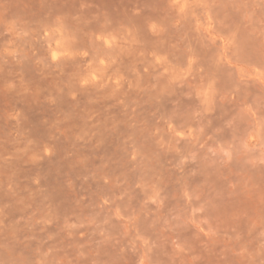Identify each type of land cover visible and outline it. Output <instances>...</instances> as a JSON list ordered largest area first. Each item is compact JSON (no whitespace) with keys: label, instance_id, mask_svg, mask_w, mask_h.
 <instances>
[{"label":"rangeland","instance_id":"obj_1","mask_svg":"<svg viewBox=\"0 0 264 264\" xmlns=\"http://www.w3.org/2000/svg\"><path fill=\"white\" fill-rule=\"evenodd\" d=\"M0 264H264V0H0Z\"/></svg>","mask_w":264,"mask_h":264}]
</instances>
